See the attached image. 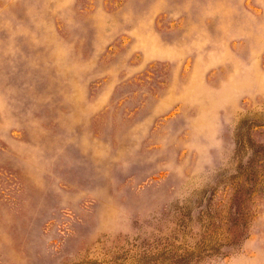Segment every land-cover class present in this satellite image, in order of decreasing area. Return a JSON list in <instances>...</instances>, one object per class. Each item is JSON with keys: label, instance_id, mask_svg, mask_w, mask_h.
Returning <instances> with one entry per match:
<instances>
[{"label": "rangeland", "instance_id": "obj_1", "mask_svg": "<svg viewBox=\"0 0 264 264\" xmlns=\"http://www.w3.org/2000/svg\"><path fill=\"white\" fill-rule=\"evenodd\" d=\"M0 264H264V0H0Z\"/></svg>", "mask_w": 264, "mask_h": 264}]
</instances>
